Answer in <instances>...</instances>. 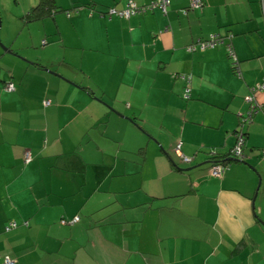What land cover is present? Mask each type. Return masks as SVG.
<instances>
[{
	"label": "crops",
	"instance_id": "obj_1",
	"mask_svg": "<svg viewBox=\"0 0 264 264\" xmlns=\"http://www.w3.org/2000/svg\"><path fill=\"white\" fill-rule=\"evenodd\" d=\"M54 1L27 43L1 38L13 53L0 49V264H264L262 0H170L126 18L105 12L127 0ZM215 33L223 43L187 50ZM249 109L244 162L229 160ZM179 142L194 163L173 155Z\"/></svg>",
	"mask_w": 264,
	"mask_h": 264
},
{
	"label": "built area",
	"instance_id": "obj_2",
	"mask_svg": "<svg viewBox=\"0 0 264 264\" xmlns=\"http://www.w3.org/2000/svg\"><path fill=\"white\" fill-rule=\"evenodd\" d=\"M169 5V0H151L150 3L148 5H137L134 1L130 0L129 2H127L126 6L122 9H115V8H108L107 14H109V16L116 14L118 16H122V17H129L137 12H145L149 9H154V7H159L160 10L162 12H166V7ZM201 5V0H191V6L193 7H198ZM223 40L219 37L218 34H211L209 39H205V40H199L197 42V44H190L187 46V50L188 51H192L195 49H200V50H204L205 48L208 47H213L216 44L222 43ZM228 52L230 54L231 57H233L234 59V63L235 61H237L234 52L232 51V49L230 47H228ZM8 90H13L14 87L12 84H8L6 87ZM264 88V78L261 82H258L254 85V87L252 88L254 92H256L257 90H261ZM184 98H188L189 97V88L186 89V91L183 94ZM248 100V102L253 101V96L249 95L246 98ZM44 103L47 105L49 104V100H45ZM252 114H253V109H249L247 111V113H245V115H241L240 116V123H239V128L238 131L236 132V142L235 145L231 148L230 150V156H232L233 158H237V159H242L243 158V145H244V139L245 137L243 136V131H242V127L244 126L245 123H249L252 119ZM180 145L181 143L179 142L176 147L175 150L176 152L179 154V157L181 158V160L183 161H191L193 157H188L183 155L180 152ZM262 156L264 157V150L262 151ZM30 160V153H28V151H26V161L28 162ZM227 165L223 162H213L211 167H210V174L215 176V177H220L224 171L226 170ZM10 226H15V222H11ZM9 226H6V229H8ZM14 261L9 258V257H5L3 260L4 264H12Z\"/></svg>",
	"mask_w": 264,
	"mask_h": 264
},
{
	"label": "rangeland",
	"instance_id": "obj_3",
	"mask_svg": "<svg viewBox=\"0 0 264 264\" xmlns=\"http://www.w3.org/2000/svg\"><path fill=\"white\" fill-rule=\"evenodd\" d=\"M36 2H37V0H34V2L28 6L29 0H0V21H1L0 49L1 50H3V47H2L3 42L1 41V38H3V35L5 32L12 33V35H14L15 38H17V41L19 40L20 42H24V43H27L29 41V35L30 34L28 33L27 27L30 26L29 24H32L34 22H30V23L26 24L24 22V20L22 19V17H20V16H22L23 13L27 11V9H26L23 12L22 7H28L29 8V7H31V5H34ZM111 16H118V15L113 14ZM124 18H126V17H124ZM30 40H32V39H30ZM1 42H2V44H1ZM195 108L196 107L192 108V110H193L192 112H194L197 116H201V118L203 119V116H204L205 112H207V111L205 109H202V108H196V110H195ZM146 125L154 133H157V131L159 129H161L162 133L165 130L164 128H160L159 120L158 121L155 120V123H154L155 127L151 126V124H146ZM158 126H159V128H158ZM142 132L144 135H147V133H145L144 131H142ZM175 135L178 136V138L176 139V142L180 141L181 140L179 138L180 130L178 128L176 130ZM114 144H115L114 141L112 140V138H110L109 134L107 133V135L104 137V146H114ZM175 144H174L173 148L171 149V151L173 152V155L177 158V160H180L178 157L179 154L175 150V147H176ZM108 151L110 153L113 152V150H111V148ZM194 158H195V156H194ZM194 158H192V160L190 162L182 161V163H186V164L194 163V161L197 160V158L196 159H194ZM130 164H132V163H130Z\"/></svg>",
	"mask_w": 264,
	"mask_h": 264
},
{
	"label": "trees",
	"instance_id": "obj_4",
	"mask_svg": "<svg viewBox=\"0 0 264 264\" xmlns=\"http://www.w3.org/2000/svg\"><path fill=\"white\" fill-rule=\"evenodd\" d=\"M130 0H127V2H129ZM132 1H134V0H132ZM151 1V0H150ZM203 1L204 0H201V4L203 3ZM127 2L125 3V5H124V7L126 6V4H127ZM135 2V1H134ZM136 3V2H135ZM150 3V2H149ZM148 3V4H149ZM169 3H170V0H169ZM137 4V3H136ZM148 4H144V5H148ZM262 4H263V10H264V0H262ZM137 5H139V4H137ZM139 6H141V5H139ZM123 7V8H124ZM191 7H193V6H191ZM199 7V6H198ZM112 8H114V7H112ZM194 8V7H193ZM115 9H117V8H115ZM120 9H122V8H120ZM155 9H158V10H160V8L157 6V7H154V9H149V10H155ZM59 9H58V6L55 4V1L54 0H37V2L32 6V7H30L22 16H20V17H22V19L24 20V22L26 23V24H28V23H30V22H33V21H37V20H40V19H43V18H45V17H49V16H52L53 14H54V12H56V11H58ZM149 10H147V11H145V12H148ZM107 11H108V9H107ZM107 11L105 12V14H107ZM161 11V10H160ZM145 12H137V13H135V14H133V15H137V14H142V13H145ZM166 12H167V7H166ZM166 12H163L164 14H166ZM109 15V14H108ZM133 15H131V16H133ZM131 16H129V17H131ZM119 17H122V16H119ZM216 34H218L219 35V37L223 40V42H224V38H226L227 36H224V35H222V34H220V33H216ZM209 37L210 36H208V38L207 39H209ZM222 42V43H223ZM220 44V43H219ZM218 44H216L215 46H217ZM215 46H213V47H215ZM228 46L232 49V51H234L233 50V48H232V46H231V44H229L228 43ZM209 48V47H208ZM206 49V48H205ZM200 50V49H199ZM2 51H4V50H2ZM12 51V50H11ZM200 51H202V50H200ZM180 77H183V78H185L186 80H187V82H189L190 81V75L189 74H186V75H181ZM8 84H12L13 85V87H14V89L13 90H15V85H14V83L12 82V81H10V80H8V81H5L3 84H2V89L3 90H5V91H8V92H11V91H13V90H8L6 87H7V85ZM187 88H189V85L187 86L186 85V87H185V89H184V92L186 91V89ZM184 92H183V94H184ZM189 93H190V88H189ZM184 97V96H183ZM240 123V122H239ZM245 124H247V123H245ZM244 124V125H245ZM238 128H239V125L237 126V130L236 131H238ZM243 128V127H242ZM242 131H243V136L245 137V132H244V130L242 129ZM235 134H236V132H235ZM180 148H181V145H180ZM28 151V153H30V160L32 159V154H31V152L29 151V150H27ZM209 153H210V156H211V158L212 159H217L220 155H216V151H215V149H211L210 151H209ZM29 160V161H30ZM23 161H24V163H27V161H26V152H24V156H23ZM28 161V162H29ZM218 161H221V162H225L226 160L225 159H223V157H222V159H219ZM77 219H78V216H76L75 218H73L72 220H66V219H61L60 220V223L61 224H63V225H65V224H71V223H73V222H75V221H77ZM11 222H14V221H11ZM11 222H9V224H7V226H9V228L8 229H6V230H10L11 228H13V227H15L16 226V223H15V226H10V223ZM2 264H4L3 262H2ZM13 264V263H12Z\"/></svg>",
	"mask_w": 264,
	"mask_h": 264
},
{
	"label": "water",
	"instance_id": "obj_5",
	"mask_svg": "<svg viewBox=\"0 0 264 264\" xmlns=\"http://www.w3.org/2000/svg\"><path fill=\"white\" fill-rule=\"evenodd\" d=\"M0 26H1V21H0ZM2 47H3V50H6L9 53H13V52H11V50L9 48L5 47L3 44H2ZM236 130L237 129H235L234 132H237ZM229 160L242 161V162H244L243 160H239V159H236V158H230ZM213 162H220V161H213ZM197 165L198 164L193 165L192 167L197 166ZM192 167L187 168V170L190 169V168H192ZM259 181H260V176H259Z\"/></svg>",
	"mask_w": 264,
	"mask_h": 264
}]
</instances>
